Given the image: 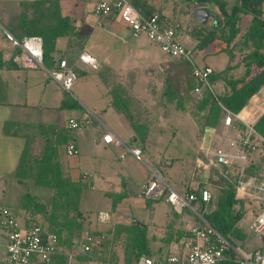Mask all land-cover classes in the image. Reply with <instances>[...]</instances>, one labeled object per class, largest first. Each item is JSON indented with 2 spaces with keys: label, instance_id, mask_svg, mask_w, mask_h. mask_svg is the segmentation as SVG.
Returning <instances> with one entry per match:
<instances>
[{
  "label": "crops",
  "instance_id": "crops-1",
  "mask_svg": "<svg viewBox=\"0 0 264 264\" xmlns=\"http://www.w3.org/2000/svg\"><path fill=\"white\" fill-rule=\"evenodd\" d=\"M4 1H9V3L2 4ZM25 1L47 2L49 0H3L0 2L1 143L11 139L18 140L20 135L24 137L25 141L24 133L19 130L18 124L36 123L51 125L54 129H64L68 126L71 118L80 120L81 126L71 132L78 145L79 150L76 154L79 155L80 163L74 162L76 166L73 163L67 165L64 162V164L72 179L81 180L88 186L85 187L86 189L83 188L81 209L87 215L91 214L93 221L97 223H94L97 228L106 229L112 225L132 222L146 224L147 236L155 256L186 254L189 250V243L196 239L192 228L204 225V221L191 207L179 213L166 198L151 200L152 198L145 197L144 186L153 177V170L160 169L164 173V177L167 173L171 180L175 178L173 180L176 182H182L183 191L177 189L171 181L166 179L179 192L185 193L195 189L201 191L207 188L211 193V198L207 202L201 200L199 191L197 193L199 207L203 204L206 211L215 208L220 189L227 181L236 179L234 174H238V167L242 161L234 160L231 165H220L221 163L216 160L214 152L217 147L235 149V146H231L230 141L240 140L245 135V133L242 134L245 130L238 124L246 125V123L235 118L232 123H226L225 116L231 110L219 101L222 106L218 113L219 121L214 123L215 125L211 124L209 120L213 100L211 98L206 101L207 94L205 95V92L195 91L194 88L198 81L192 75L191 63L188 60L185 62L173 60L172 56L178 55L164 51L145 33L133 35L125 22L95 13L94 0H57L61 15L69 17L73 30L57 38L53 55L56 58L65 56L70 66L76 70L78 76L73 84L75 95H70L69 91L65 90L60 82L50 75V69L37 67L32 69H40L42 74L37 72L32 83L29 79V94L32 86L39 87L42 84L41 94L37 95L35 101H31L30 97L26 100L18 98V96L21 97V94L26 93V89L19 90L17 88L20 80L19 73L28 68L22 67L18 62L19 47L13 43L7 33L16 25V19L22 12V5ZM132 1L146 2L147 8L160 12L171 20L182 22L175 17L170 18L171 12L175 16V12L178 10L174 4L178 0ZM186 1L191 3L188 4V7L192 8L187 9L186 12L180 8L179 10L188 17L185 29L187 33H191L196 38L194 43L196 47L198 38L193 33L195 26H200L199 23H202L207 27L209 23L196 22L198 18L195 16V10L200 6H206L209 12L210 10H214V13L218 11L217 8H211L210 5H200L196 0ZM186 1L184 2L187 3ZM170 2L174 7L173 10ZM53 10L56 11L55 8ZM193 11L194 17L191 13ZM181 31H183L182 26L180 36ZM180 41L183 43L182 40ZM207 49V52L219 51L216 48ZM83 51H88L97 58L98 65L96 67L80 60L79 55ZM228 64L220 69L213 66L214 72L224 70ZM240 67L242 66L234 68L231 73L234 76L243 75L245 70L242 74H237L236 70ZM244 67L243 69H245ZM43 69L47 70L49 73L47 75L57 82L60 90L56 85H54L55 88L51 86L50 77L44 74ZM88 87L93 92L92 94ZM13 88L17 89L13 91ZM50 88L51 90L56 89L52 92V97L49 95L51 94ZM129 90L134 93H129ZM209 90L213 92V98H216V96L223 95L227 88L224 80L219 78L211 81ZM116 94L125 100L122 109L113 102ZM47 95L51 99H46ZM133 97H136V101L133 100ZM65 99L71 107L61 106ZM74 100L79 105H76ZM181 103L185 106H182L180 110L178 105ZM124 107L128 112L123 109ZM31 108L41 110L42 118L34 119L31 118V115L29 119L18 117V111ZM5 111H7V117H4ZM63 116L64 124L62 125L61 118ZM9 123L12 125L8 128ZM136 124L143 125L137 127ZM145 124L154 126L153 128L149 127L151 130L149 129L148 132V126ZM217 124H224L220 133H218L220 126ZM207 125L214 126L215 132L210 146L205 149ZM183 126L192 132L193 136L188 151L183 149L179 142L172 144L176 135L177 138L181 137L179 129ZM107 130H111L123 139L125 145L116 146L106 142L103 134ZM37 138V144L44 142L43 135L37 134ZM252 142L255 143V140ZM127 146L140 147L142 150L140 156L127 150ZM256 149H249L251 151L247 153V158L243 162L244 167L253 158ZM85 161H89V163ZM18 162L19 158L16 162L14 153L11 165L8 168L5 165L0 168L7 173L5 178L10 179L9 183L24 184V182H19L15 175ZM77 176H81L80 180ZM255 177L257 182L261 181V177ZM238 193H241L242 195H239L246 199L244 216L241 220L249 214L250 210L256 215L258 209L254 211L250 203L251 200L246 198L250 194ZM251 193L257 195L258 192ZM48 196L50 194L46 197ZM19 204L20 201L16 206L19 208V216L23 223L19 222L24 225L29 218V211L19 207ZM99 210H109L111 221L99 222L97 219ZM242 233L244 234V231ZM0 235L6 237L5 229L2 226H0ZM81 240L82 235L80 238H75L73 250L68 253L69 264H110L103 258L100 259L99 256L91 258L87 262L80 260L78 255L86 254L81 251ZM1 246L5 248L1 258L4 262L7 253L4 240H0ZM260 247H264V244L259 243L256 247L242 250L250 252Z\"/></svg>",
  "mask_w": 264,
  "mask_h": 264
},
{
  "label": "trees",
  "instance_id": "trees-1",
  "mask_svg": "<svg viewBox=\"0 0 264 264\" xmlns=\"http://www.w3.org/2000/svg\"><path fill=\"white\" fill-rule=\"evenodd\" d=\"M131 2L145 14L153 12L152 9L147 8L146 2L138 3L132 0ZM196 2L200 5H210L211 8H217L218 11L214 13L213 27L195 26L193 33L198 38L196 47L207 49L210 43L219 40L221 46L215 48L225 49L231 58L224 70L213 72L209 77L210 81L223 79L227 88L221 96L213 98L214 94L210 90V93L205 97L206 101L211 98L213 100L209 122L214 124L217 122V117L214 115H218L222 108L219 101L232 112L238 113L249 102L253 94L264 86V0H196ZM22 6L23 10L10 32L19 40H22L26 35H40L43 38L45 67L50 70L59 67L65 56L56 58L53 52L56 49L57 38L73 30L69 17L61 15L57 0L25 1ZM245 22L249 23L246 26L244 43L247 46L250 44L249 46L252 48L239 55L234 52L232 43L243 29ZM225 27H228V33L223 31V33L217 34L219 28L224 29ZM242 64L245 66L244 74L234 76L231 73L232 70ZM113 102L122 109L125 100L116 94ZM74 103L79 105L75 100ZM61 106L71 107L66 99ZM123 109L128 112L127 108ZM238 125L243 127L246 134L247 126L245 124ZM18 127L24 133L25 141L15 169L17 179L19 182L33 179L37 185L53 189L52 196L47 200L43 199V202L36 200V196L32 192H25L19 204V207L29 211V218L25 224H40L45 232H55L58 235L57 252L49 262L45 261L46 263L69 264L68 253L73 250L75 238H80L85 229L95 236L93 253L78 255L80 260L86 262L95 257L96 251H100V253L103 251V260L110 264H135L138 258L143 255L158 259L168 256H155L147 236L146 224L123 223L102 229L96 227L97 223L93 221L92 216L88 220L87 213L81 209V197L85 183L72 179L66 171L64 161L58 155L61 144L66 145L67 149L68 144L75 140L71 133L75 128L68 125L64 129H54L51 125L36 123L18 124ZM253 127L255 132L251 139L255 140L256 148L264 152V113ZM37 134L43 135L44 138V143L38 149ZM244 171L249 175L263 177L264 154L259 160L251 159L245 165ZM194 191L199 193L200 190L195 189ZM244 205L245 198L239 195L234 179L227 181L220 189L216 207L210 211L205 210L204 216L211 225L235 245L231 237L244 235L238 227L239 221L244 216ZM200 208H204L203 204L200 205ZM121 236L124 237L125 250L123 260L118 262L114 245L118 237ZM227 252L230 255L219 264H239L234 251L229 249Z\"/></svg>",
  "mask_w": 264,
  "mask_h": 264
},
{
  "label": "built area",
  "instance_id": "built-area-1",
  "mask_svg": "<svg viewBox=\"0 0 264 264\" xmlns=\"http://www.w3.org/2000/svg\"><path fill=\"white\" fill-rule=\"evenodd\" d=\"M93 7L95 13L99 15L111 16L125 22L133 35L145 33L151 41L158 43L164 51L186 58L191 63L192 75L198 81L194 88L195 91L201 92L203 85L211 86L209 77L214 72V68L206 63L200 65L193 59L192 49L184 45L179 39L181 27L179 21L171 20L157 11L145 14L129 0H94ZM7 36L19 47L17 59L22 67H45L43 38L40 35H26L22 40L17 39L10 32L7 33ZM79 57L81 61L93 67L98 65L97 58L88 51L81 52ZM49 73L67 91L71 90L78 76L66 58L61 60L59 67L49 70ZM249 101L242 111L238 113L229 111L225 117V122L229 124L234 118L246 123L248 127L246 134L240 140L230 141L231 146H235V149L217 147L214 155L216 160L225 166L231 165L234 160L242 161L238 167L240 179L238 178L237 189L238 192L250 195H252L251 192H258L256 196L259 199L261 209L256 213L251 227L260 233L264 230V181L257 182L255 176L248 175L244 171L243 162L247 158V153L251 151L249 149L256 148V144L251 140V135L255 132L254 124L264 113V86L254 93ZM81 124L82 122L76 118H71L69 121V127L72 128H78ZM103 138L106 142L116 146L125 145L123 139L111 130H107L103 134ZM78 150L75 140L67 146V152L70 155L76 154ZM127 150L136 156H140L142 151L140 147L129 146H127ZM143 194L150 198H160L165 195L166 200L179 213L186 207H191L204 221V225H197L192 228L196 239L189 243V250L186 254H170L159 259L143 255L138 258L135 264H219L220 261L230 255L227 252L229 249L234 251L239 264H264V247L250 252L237 248L206 220L205 209L194 205V201L199 199L197 192H179L167 182L161 170H153V177L144 186ZM200 197L207 202L211 198V193L207 188L202 189ZM97 219L102 223L110 222L111 212L99 210ZM0 226L5 229L7 237V253L4 264H30L37 257L49 262L57 252L58 235L55 232H45L40 224H20L14 211L5 205H0ZM94 242L95 236L89 230H84L81 251L86 254L93 253ZM97 254L100 255V251H97Z\"/></svg>",
  "mask_w": 264,
  "mask_h": 264
},
{
  "label": "rangeland",
  "instance_id": "rangeland-1",
  "mask_svg": "<svg viewBox=\"0 0 264 264\" xmlns=\"http://www.w3.org/2000/svg\"><path fill=\"white\" fill-rule=\"evenodd\" d=\"M2 1L3 0H0V2H2ZM184 1H186V0H178L175 3L173 2L175 4V8L178 7V10L175 12V16H173V12H171V16H170V18L175 17L176 19H179L180 21H182L181 22V24H182L181 26H182L183 31H181L182 33H181V36H180L181 37L180 40H182L185 45H187L189 48L192 49V51H193L192 52L193 59L198 64L202 65L204 63H208V64H211L212 66H214L217 69L223 68L226 64H228L229 61H231L229 52H227L225 49H221L219 51H210V52L208 51L207 52L206 49L197 48V47H195V44H194L195 41H196V38L191 33L189 34V33L186 32L185 27H187L188 17L185 16L184 12H186L187 9H190L192 7H188L191 3L187 2V1H186L187 3H185ZM5 3L7 5L9 3V1L8 2L4 1L2 4H5ZM170 4H171V9L173 10L174 7L172 6L171 2H170ZM8 7L10 8L11 6H8ZM179 8L184 10V12L179 10ZM196 8H197V5H196ZM191 13H192V16L194 17V11L191 12ZM213 15H214V10L211 11V15H208L205 20L201 21V20L197 19L196 22H199V21L208 22L209 23V27H213V23L215 21V17ZM247 21H248V19H247ZM248 23L249 22H245L244 23L243 29L238 33L237 37L234 39V41L232 43L233 44L232 47L234 49V52H236L239 55L250 51V49L252 48V47L249 46L250 44L247 46L244 43V36H245L244 34H245L246 30H247L246 26H247ZM199 25H202V23H199ZM223 31L228 33V27H225L224 29L219 28L217 30V32H218L217 34H221V33H223ZM167 55H169V54H167ZM172 57H173L172 58L173 60H178L179 62H185V60H187V59H184L183 57H180V56H172ZM241 66L242 67H240L238 70H236L237 74H242L244 72V70H245V69H243L244 64H242ZM43 70H44V74L47 77H50V75H47V74H49L47 72V70H45V69H43ZM37 72L42 74L40 69L38 70V69H32V68L31 69H29V68L28 69H24V71H21L19 73L20 80H19L17 88H19V90H21L22 88L26 89V93L21 94V97L18 96V98H21L22 100H26V99H29V97H30L31 101H35L37 95L41 94V87L43 86L42 84L39 87L32 86L31 93L29 94V79H30V83H32L33 77H35ZM29 73H30V76H29ZM50 84H51L52 87H54V85H56L57 88L59 89V87L57 85V82L52 77H50ZM17 88H13V91H15V89H17ZM51 88L49 89L50 93H51V94H49L50 97H52V92L56 90V89L55 90H51ZM88 89L91 92V89L89 87H88ZM128 89H131V88H128ZM74 91H75V87L73 85V87L69 91L70 95H75ZM202 91L205 92V95L210 93L209 86L208 85H205V86L203 85ZM21 93H22V91H21ZM92 93L93 92H91V94ZM129 93L133 94L134 92L129 90ZM49 95L46 96V99L49 98ZM172 96H173V94H172ZM49 99H51V98H49ZM133 100L136 101V97L135 98L133 97ZM181 104L178 105L180 110H181L182 106L183 107L185 106L183 103H181ZM18 113H19V115H18L19 118L23 117L25 119H29L30 115H31V118L33 117L34 119H41L42 118L41 110H38L36 108L20 110V111H18ZM63 115L66 116L65 113H63ZM7 116H8L7 111H5L4 117H7ZM64 116L61 118V121L63 120ZM214 116L217 117L216 118V120H217L216 123H218V121H219L218 115L215 114ZM38 121H40V120H38ZM61 123L63 125L64 121H62ZM11 125H12V123H9L8 128L11 127ZM136 125H137V127L138 126L141 127L143 124H136ZM145 125L148 126V132H149V129H150L149 127H151L152 124H145ZM217 125L220 126V127H218V133H220L222 131V129L224 128V124H217ZM153 126H152V128H153ZM179 130H180V133H181V137L177 138V135H176L175 136L176 139L172 142V144L174 145L177 142H179V144H181V147H183V149L185 148V150L188 151L189 145L191 144V142L193 140L192 132L188 131L185 126H183V128H180ZM244 133L245 132H243L242 134H244ZM18 138L19 139L18 140L16 139L15 141H13L12 139L10 141H5V142H2V143L0 141V168H3L4 165L6 166V168H8L11 165L10 162L12 161L14 153L16 155V162H17V160L19 158V155H20V152H21V147L24 146V137H22L20 135ZM43 143L37 144L38 145L37 149L40 148V146ZM163 144H162V146H164ZM254 153L255 154H253L254 156L252 158L254 160H259V158H261V156L264 154L263 150H258V149H256L254 151ZM58 155H59V158H61L67 165L71 164V163L74 164V162H79L80 163L79 155L78 154H73V155L68 154L67 149H66V145H64V144H61L59 146ZM85 162L89 163V161H85ZM74 166H76V165L74 164ZM13 169H15V168H13ZM6 174L7 173H5V171H2L0 169V205H6V206L10 207L14 211V213L17 216L18 220L21 223H23L22 220H21L22 219L21 216H19L20 215L19 208L16 206V204L19 203V201L21 200L22 195L25 192H29L30 191L33 194H35L36 200H38L40 202H43L42 201L43 199L47 200L49 197L52 196L53 189L49 188V187L37 185L34 182L33 179H27L26 182H24V184H20V183L19 184H15L13 182L9 183L10 179L9 178H5ZM236 174L237 173H235L234 176L236 178L235 179L236 180V184L238 185V180L240 179V177H239V174H237V175ZM165 176H166L165 178L169 182L171 181V183H173V185L177 189H179L181 191L184 190V189H182V188H184V185L181 184L182 182H176L175 180H173L175 178H172V180H171L170 176L167 173L165 174ZM80 177L81 176H77V178L79 180H80ZM262 181H264V173H263V177H261V181L260 182H262ZM85 187L87 188L88 186L85 184ZM49 194H50V196L46 197ZM239 194L242 195L241 193H239ZM44 197H46V198H44ZM147 198H150V197H147ZM164 198H166L165 195L160 197V199H164ZM246 198L251 200L250 203H251L254 211L257 210V209H258L257 211H259L261 209V206L259 204V199H258V197L256 195L253 194V195L247 196ZM156 199H159V198H152L151 200H156ZM194 205L199 207V201H194ZM186 208H188V207H186ZM248 213L249 214L247 216H245L239 223L240 230L244 231V235L241 236V237H239L237 235H233L231 237V239L235 243L236 247L240 248V249L253 248V247H256L259 243H261V244L263 243L264 244V240H263L264 239V230L262 232H260V233H257L256 231H254L253 228L250 227L251 221H253L254 218H255V212L250 210ZM90 217H91V214L88 215V220L90 219ZM38 219H40V218H38ZM2 235H0V240H4L5 243H6L7 242V237H3ZM123 236L118 237V239H117V241L115 242V245H114V248L116 249V250L115 249L114 250L117 253V258L116 259H117L118 262L122 261L123 258H124L125 242H124V237ZM4 251H5V248L3 246H1L0 247V264H4V262L1 259L3 254H4ZM94 255L97 258H98V256L101 257L100 259L104 258L103 251H101L100 255H98L97 251H96ZM30 264H47V263L37 257L36 259L32 260L30 262Z\"/></svg>",
  "mask_w": 264,
  "mask_h": 264
},
{
  "label": "water",
  "instance_id": "water-1",
  "mask_svg": "<svg viewBox=\"0 0 264 264\" xmlns=\"http://www.w3.org/2000/svg\"><path fill=\"white\" fill-rule=\"evenodd\" d=\"M232 1H237V0H232ZM208 15H209V10L205 6L197 8L195 10V16L201 21L205 20ZM220 46H221V42L218 40L216 42L210 43L208 46V50H211V49H214L215 47H220ZM214 132H215V127L211 125H207L205 144H204L205 149H207L210 146ZM220 165H223V164H220Z\"/></svg>",
  "mask_w": 264,
  "mask_h": 264
},
{
  "label": "flooded vegetation",
  "instance_id": "flooded-vegetation-1",
  "mask_svg": "<svg viewBox=\"0 0 264 264\" xmlns=\"http://www.w3.org/2000/svg\"><path fill=\"white\" fill-rule=\"evenodd\" d=\"M200 7H203V6H200ZM205 7H206V6H205ZM211 11H212V10H210L209 15H211ZM213 16H214V15H213Z\"/></svg>",
  "mask_w": 264,
  "mask_h": 264
}]
</instances>
